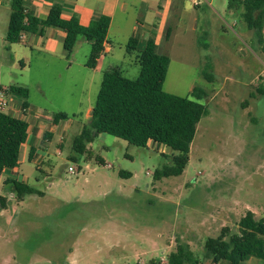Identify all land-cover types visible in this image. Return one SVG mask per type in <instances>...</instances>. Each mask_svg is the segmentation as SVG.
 I'll use <instances>...</instances> for the list:
<instances>
[{"label":"rangeland","instance_id":"obj_1","mask_svg":"<svg viewBox=\"0 0 264 264\" xmlns=\"http://www.w3.org/2000/svg\"><path fill=\"white\" fill-rule=\"evenodd\" d=\"M0 1L11 11L12 0ZM194 1H180L185 5L177 14L181 18L176 17L161 49L167 65L165 92L191 98L195 88L206 93L201 103L207 114L198 125L184 173L155 180L154 173L177 154L159 144L138 147L100 134L87 144V152L74 150V138L89 123L87 107L95 104L101 73L81 105L68 108L76 116L63 147L57 134L46 143L44 166L26 160L17 171L1 174L0 196L10 206L0 212V264H138L139 259L141 264H166L180 242L203 258L207 239L219 237L225 228L238 232L248 207L259 213L257 219L264 218V31L261 42L248 29L243 10L229 9V0H197L199 8ZM6 29L0 25V87L27 88L36 103L42 101V88L58 107L57 90L66 77L40 74L35 61L29 70L27 58L37 59L35 52H18L24 68L4 39ZM115 48L110 62L136 79L140 67L134 56ZM89 52L82 47L77 61ZM78 88L71 89L80 98ZM8 100L6 113L23 98ZM9 175L28 178L27 184L43 194L19 202L3 183ZM211 216L216 221L206 222Z\"/></svg>","mask_w":264,"mask_h":264},{"label":"trees","instance_id":"obj_2","mask_svg":"<svg viewBox=\"0 0 264 264\" xmlns=\"http://www.w3.org/2000/svg\"><path fill=\"white\" fill-rule=\"evenodd\" d=\"M229 9H242L248 29L255 31L263 41L264 0H229ZM61 14L62 5L56 3L47 19L41 20L28 12L25 0H12L7 41L17 44L24 33L42 35L48 28H58L66 33L63 44L68 54L72 53L80 38L92 43L88 66L94 68L99 55L105 50L110 18L95 17L89 26L84 27L76 18L65 20ZM126 50L140 67L139 76L129 79L120 69L103 74L89 123L74 138L73 148L80 154L87 152V144L100 134L112 135L138 147H148L152 141L177 153L169 164L154 173L155 180L181 176L190 162L191 145L198 125L207 114L206 106L201 103L206 93L195 88L191 98L164 91L166 58L158 52L154 40H148L140 51L138 41L130 39ZM208 80L211 81V77ZM9 90L27 98L26 88L10 86ZM260 92L264 93L263 86ZM69 118L64 113L54 115L56 123ZM27 131L26 121L0 112V174L18 165ZM120 175L131 176L130 173ZM5 184L19 200L40 193L21 181L7 180ZM9 206V199L0 196V212ZM238 227V232L234 234L225 228L219 237L207 239L203 258L195 255L189 244L178 243L176 250L168 255L166 264H207L208 261L210 264H243L249 257H255L264 264V218L256 219L254 212L247 211Z\"/></svg>","mask_w":264,"mask_h":264},{"label":"crops","instance_id":"obj_3","mask_svg":"<svg viewBox=\"0 0 264 264\" xmlns=\"http://www.w3.org/2000/svg\"><path fill=\"white\" fill-rule=\"evenodd\" d=\"M26 7L29 13L33 14L41 20L47 19L50 10L53 5L59 3L62 5V18L65 20H71L76 18L80 25L87 27L91 21L98 16H107L110 18V28L108 31L107 42L105 44V56L98 60L96 66H88V61L92 52V43L85 38H80L74 47L71 54H68L64 49V39L66 33L58 28H48L42 35L24 33L21 38V42L17 44H10L7 41V32L9 26V20L11 11L2 7L3 2L0 1V25L7 26L5 33V41L11 45V50L14 51V57L18 60L21 59V64L24 68L26 65L24 63L25 59L22 54L37 53L38 58L33 60L28 56L29 70L33 68L32 61H35L34 68L39 71L40 74H55L56 76L66 77L63 82V88H58L57 90V100L59 101V106L54 108V98L50 97V92L43 90L41 88L39 96L42 98L40 103L31 101V92L28 90L27 98H23V101L19 103L18 106L10 107L8 114L22 119L28 123L27 140L22 145L20 157L22 155V160L19 159L18 165L11 169L17 171L20 165L24 161L29 163L37 164V168L41 165L44 166L45 157L48 156V146L46 143H51L55 136L58 134L60 136L59 146L63 147L66 134L65 131L73 127L75 123L73 118L75 113L68 111L72 105L80 106V101L82 97L88 96V89L92 87L93 80L103 74L106 71L112 69H120V65L117 62H110L108 55L113 54L118 49L126 50V45L130 39H136L138 41V49L141 51L148 40H154L158 47V52H161L164 41L169 39L172 32L173 24L176 21L177 14L184 9V4H180L182 0H25ZM184 1V0H183ZM194 6L196 8L200 7V2L195 0ZM242 10V9H239ZM181 14L177 17L179 21ZM2 23V24H1ZM196 27L199 23L198 19H195ZM193 23V24H194ZM87 46L91 49L89 52V57L86 55L84 61H77V53L82 47ZM27 51V52H26ZM114 58V57H113ZM121 70V69H120ZM81 82V83H80ZM102 79H100V86ZM14 86V85H10ZM0 87L7 88L9 87ZM20 87V86H18ZM79 87L81 97H78V93L73 92L71 88ZM24 88V87H23ZM70 88V89H69ZM100 90V89H99ZM99 92V91H98ZM17 94H9V98L16 96ZM98 95V93H97ZM96 95V98H97ZM96 101V100H95ZM94 105H89L87 107L86 118L90 119ZM9 107V106H8ZM52 109L49 110V109ZM58 110V111H53ZM71 112V113H70ZM6 113V112H5ZM58 113H64L68 116L72 114V117L66 120L59 121L56 123L54 121V115ZM64 124V126L62 125ZM83 129V127H82ZM82 129L78 132L81 133ZM150 143H154L150 141ZM156 144V143H154ZM46 145V146H44ZM157 145V144H156ZM163 148H167L162 145ZM168 149V148H167ZM4 171L2 173H5ZM1 173V174H2ZM0 174V176H1ZM7 180L21 181L25 184L28 182V178H20L19 180L13 179L11 175L7 176ZM2 182V181H1ZM12 196V193H10ZM43 193H39L42 195ZM31 196V195H28ZM26 197V196H25ZM25 197L19 202L24 201ZM248 211L256 213L252 207L247 208ZM257 219V218H256ZM216 221L214 216L206 219V222ZM169 248H173V244H168ZM138 264L143 263V259H139ZM243 264H261V261L255 257H249Z\"/></svg>","mask_w":264,"mask_h":264},{"label":"built area","instance_id":"obj_4","mask_svg":"<svg viewBox=\"0 0 264 264\" xmlns=\"http://www.w3.org/2000/svg\"><path fill=\"white\" fill-rule=\"evenodd\" d=\"M104 54H105V50L103 52H101L97 61L102 59ZM260 78H263L262 82L264 83V71H263V74H261ZM9 94H10L9 89L0 88V112H4L8 108V106H9V100H8ZM69 172L73 173V172H75V169L73 167H70Z\"/></svg>","mask_w":264,"mask_h":264}]
</instances>
